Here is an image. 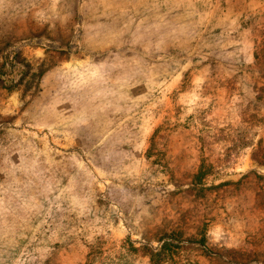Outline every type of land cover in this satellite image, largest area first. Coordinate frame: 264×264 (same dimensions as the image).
Returning <instances> with one entry per match:
<instances>
[{"label":"rangeland","instance_id":"374dc122","mask_svg":"<svg viewBox=\"0 0 264 264\" xmlns=\"http://www.w3.org/2000/svg\"><path fill=\"white\" fill-rule=\"evenodd\" d=\"M115 2L0 0V264H264V0Z\"/></svg>","mask_w":264,"mask_h":264},{"label":"crops","instance_id":"0c3cea01","mask_svg":"<svg viewBox=\"0 0 264 264\" xmlns=\"http://www.w3.org/2000/svg\"><path fill=\"white\" fill-rule=\"evenodd\" d=\"M223 1L224 0H118V3L115 2L112 5V9L126 11L128 9L131 10V8H136V6V9L142 7L144 10L141 12V16L144 26H136L138 22L128 23L129 19L123 22L126 24V29H131V27L140 28L139 31L143 32L147 29L148 33L153 34L151 37H148L149 40L156 38L155 34H158L157 38L159 40H164V35L159 34V27L162 25L169 26V24L172 23L176 27L187 26L191 33L188 39L192 42L201 32L211 31L212 33L216 24L221 21L226 24V32H236L237 29H239V31L236 32L238 33L237 37L240 38V40L249 42L250 34L248 29L246 30L241 26L235 12L231 11L229 8H223ZM227 4H229V2ZM138 13L132 12L135 16H137ZM124 16L127 18L128 14ZM138 16L141 19L140 14H138ZM144 16H146V21L143 19ZM131 19L133 18H130V20ZM123 22L121 23L123 24ZM237 25L240 26L238 27ZM159 36H161V38ZM198 40L200 41L199 38H197V41ZM194 51H196V48ZM162 56H164V52H162Z\"/></svg>","mask_w":264,"mask_h":264}]
</instances>
